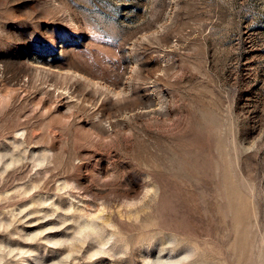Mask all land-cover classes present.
<instances>
[{
	"label": "rangeland",
	"instance_id": "374dc122",
	"mask_svg": "<svg viewBox=\"0 0 264 264\" xmlns=\"http://www.w3.org/2000/svg\"><path fill=\"white\" fill-rule=\"evenodd\" d=\"M0 264H264V0H0Z\"/></svg>",
	"mask_w": 264,
	"mask_h": 264
}]
</instances>
